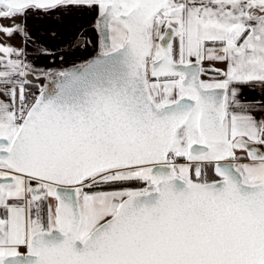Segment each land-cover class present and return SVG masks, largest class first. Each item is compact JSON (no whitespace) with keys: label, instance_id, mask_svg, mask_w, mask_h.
Segmentation results:
<instances>
[{"label":"snow or ice","instance_id":"6c2138e0","mask_svg":"<svg viewBox=\"0 0 264 264\" xmlns=\"http://www.w3.org/2000/svg\"><path fill=\"white\" fill-rule=\"evenodd\" d=\"M0 264H264V0H0Z\"/></svg>","mask_w":264,"mask_h":264}]
</instances>
